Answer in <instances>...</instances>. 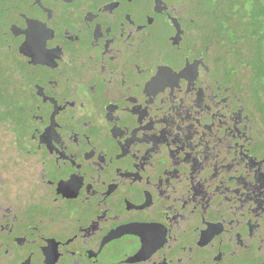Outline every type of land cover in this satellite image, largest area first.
<instances>
[{"label": "flooded vegetation", "instance_id": "obj_1", "mask_svg": "<svg viewBox=\"0 0 264 264\" xmlns=\"http://www.w3.org/2000/svg\"><path fill=\"white\" fill-rule=\"evenodd\" d=\"M198 6L0 0V264H264V97Z\"/></svg>", "mask_w": 264, "mask_h": 264}, {"label": "trees", "instance_id": "obj_2", "mask_svg": "<svg viewBox=\"0 0 264 264\" xmlns=\"http://www.w3.org/2000/svg\"><path fill=\"white\" fill-rule=\"evenodd\" d=\"M244 4V0H231V2H224L222 4L223 8L226 9L223 12L224 14H231V11L234 10L233 13L241 11V8ZM218 3L215 8H211V14L209 13L208 16L211 20L208 19L209 22L215 23V16H216V7L219 6ZM247 16V12L245 10L241 11ZM244 16V17H245ZM208 18V17H207ZM245 22H247L245 20ZM247 33V32H246ZM244 33V36L247 34ZM241 37V36H238ZM258 38L257 43L252 48H246L245 46H240V49L245 50L243 52L239 51V55H244L247 58V62H249L252 67L253 79L256 81L255 86L258 88V96H264V36L256 35ZM252 49V50H251ZM251 71V69H249ZM0 85L3 88V104L0 105V119H9L12 118L17 121L21 117L23 108L22 105L18 102L16 97L20 94L19 91L12 92L9 90L10 88H18L23 86L21 80L13 74L11 63L9 60V53L6 47L0 41ZM259 96V97H260ZM11 133H20L18 131L19 127L14 124L7 127Z\"/></svg>", "mask_w": 264, "mask_h": 264}, {"label": "rangeland", "instance_id": "obj_3", "mask_svg": "<svg viewBox=\"0 0 264 264\" xmlns=\"http://www.w3.org/2000/svg\"><path fill=\"white\" fill-rule=\"evenodd\" d=\"M223 3L224 2L222 0V2H220V4H223ZM192 6L194 7V5H192ZM200 9L202 11H205L208 19L211 20V18H209V16H208L209 13L211 14V8L199 4L197 10H200ZM243 10H245L247 12V16H245L244 13L241 12ZM241 11L238 12V18H239L238 24L239 23L241 24L242 18L244 19L245 17H248L249 21L247 23L252 24L253 28H252V30H250L248 32V30L247 31L241 30V26L239 24V33H246L247 32V39H246L244 45L246 48H252L253 49L254 45L258 41V38L256 37V35L262 34V36H264V0H244V4L241 8ZM4 17L7 18L8 14L5 13ZM0 21H1V19H0ZM243 51H245V50H243ZM247 64L249 66L251 65L249 62ZM245 65H246V63H245ZM249 66H248V68H249ZM249 69H251V72ZM249 69H247V68L243 69L244 76L246 78L251 76L253 68L250 67ZM260 97L263 98L264 96H260ZM10 136H11L10 130L6 126H0V142L1 143L6 142L8 140V138H10Z\"/></svg>", "mask_w": 264, "mask_h": 264}, {"label": "snow or ice", "instance_id": "obj_4", "mask_svg": "<svg viewBox=\"0 0 264 264\" xmlns=\"http://www.w3.org/2000/svg\"><path fill=\"white\" fill-rule=\"evenodd\" d=\"M197 4H201L206 7L215 8V6L222 2V0H195ZM223 2H231V0H223ZM44 39V36L42 34H38L37 40L42 44ZM3 88L2 85H0V105L3 104Z\"/></svg>", "mask_w": 264, "mask_h": 264}]
</instances>
